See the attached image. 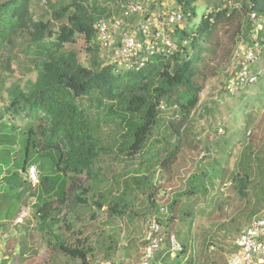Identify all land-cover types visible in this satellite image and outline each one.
Instances as JSON below:
<instances>
[{"label": "trees", "instance_id": "1", "mask_svg": "<svg viewBox=\"0 0 264 264\" xmlns=\"http://www.w3.org/2000/svg\"><path fill=\"white\" fill-rule=\"evenodd\" d=\"M41 1L38 6L33 0H0V63L13 74L12 63L20 52L33 64L29 72L35 73V79L22 86L13 82L3 88L4 82L0 84V93L7 95L0 110V190L4 198L0 207H5L0 209V222L17 220L23 200L34 198V231L49 251L45 264H56L58 259L67 264H98V252H116L114 232L119 221L138 215L133 212L135 190L147 192L150 214L157 216L160 227L162 216L171 213L181 197L186 195L188 200L198 190V185L192 186L185 195L172 197L161 212L157 205L160 187L153 179L157 170L166 172L178 159L185 126L208 77L209 61L221 46L219 32L235 24L236 40L246 44L226 78L242 70L238 63L248 54L260 48L264 51V0H215L212 7V0H174L175 8L186 17L172 34L176 50L150 57L139 71L117 70L99 49L94 23L97 16L111 13V6L120 15L117 0H93L89 7L83 5L87 0H45V5ZM46 6L42 12L41 7ZM251 14L260 20V30ZM77 36L84 39L89 54L86 65L79 62L72 47ZM263 58L264 54H258L249 69L254 71ZM260 81H264V72ZM222 87L229 96L246 89L231 94ZM170 109L171 118H162ZM162 126L165 136L159 135ZM109 154L123 165L110 183L96 167ZM32 164L39 173L36 188L22 176ZM202 176H192L189 184L194 180L201 183ZM202 179L204 186L208 174ZM231 180L237 199L258 201L247 210L256 215L264 202V150L245 143ZM90 203L96 211L104 208L100 240L85 235L83 229L73 230L80 212ZM182 215L193 222L194 214L187 211ZM238 217L232 216L225 225L236 224ZM165 221L170 231L161 230L166 238L155 261L195 264L188 242L190 230L184 234L174 231V216H166ZM225 225L220 228L229 233L230 227ZM63 228L72 236L66 237ZM146 234L147 228L144 246ZM172 236L181 244L174 260L169 256Z\"/></svg>", "mask_w": 264, "mask_h": 264}, {"label": "rangeland", "instance_id": "2", "mask_svg": "<svg viewBox=\"0 0 264 264\" xmlns=\"http://www.w3.org/2000/svg\"><path fill=\"white\" fill-rule=\"evenodd\" d=\"M33 1L35 4L39 2V0ZM56 1L69 3L71 0H50L51 3ZM214 1H211L210 7ZM230 1L233 2V0ZM47 6L41 7V11L46 10ZM235 30L234 24L219 32L221 46L217 55L209 61L208 77L199 96L198 105L185 126L182 149L178 159L166 172L157 170L153 179V183L160 187L158 194L167 192V197L159 200L161 205L170 203L172 197L176 195H185L190 187L198 185V190L196 189L188 200L186 195L181 197L172 212L169 214L167 212V215L162 216L163 224L161 225L162 231L167 234L170 231V225L168 221H165L166 216L168 218L174 216V231L184 234L190 230L191 239L188 242L192 245L190 254L194 256L195 264H225L229 254L234 250V243L240 231L252 218H243L245 213L240 214V211L251 210L255 202L256 205L258 203L254 199L251 201L237 199L233 189L234 180H231L245 143L252 142V146L257 150H264V81L233 96L221 90L227 74L233 70L234 63L240 60L239 56L244 53L246 45L241 40L239 42L236 40ZM72 47L79 62L86 65L89 54L85 49L84 39L77 36ZM32 66L31 61L19 52L17 61L12 63L13 74H9L0 63V84L4 82L3 88H7L13 82L22 86L27 80L33 81L35 73L29 72L33 70ZM255 69H264V58L255 64ZM6 102L7 95L1 92L0 110H3ZM172 114L171 109L167 110L162 118L170 119ZM219 129H221L220 132ZM164 130L165 127L162 126L159 135L165 136ZM115 156L109 154L96 164V167H100L101 176L109 183L112 176L122 172L123 168L122 164L113 161ZM204 173L208 174L209 179L203 186ZM192 176L196 178L202 176L201 183L198 184V181L194 180L190 185ZM34 201V198L24 199L19 208L17 220L0 224V264H45L49 258L47 246L42 243L34 231L36 224ZM203 205H207L210 211L205 212L206 216L201 217L197 213L203 211L200 208ZM151 208L147 201V192L135 190L133 212L138 215L132 218L126 216L119 221L114 232L118 238L116 252L109 255L105 251L98 252L95 262L98 264H137L144 246L146 221L153 211ZM187 211L194 214L192 223L189 217L182 215ZM260 213H264V202L257 214ZM93 215L95 217H92ZM231 215L241 216L238 217L236 224L227 225L230 227L227 233L220 228L219 224L222 221L226 222L223 225L229 224ZM181 217L184 218L181 220ZM104 220V208L96 211L95 206L90 203L80 212L73 230L83 229L85 235L100 240L101 223ZM236 228L238 229L234 230ZM62 232L68 238L72 236L71 231L64 228ZM175 241L180 244L176 238ZM54 261L56 264H67L64 259ZM170 263L171 261L166 264Z\"/></svg>", "mask_w": 264, "mask_h": 264}, {"label": "built area", "instance_id": "3", "mask_svg": "<svg viewBox=\"0 0 264 264\" xmlns=\"http://www.w3.org/2000/svg\"><path fill=\"white\" fill-rule=\"evenodd\" d=\"M92 2L93 0H87L83 5H91ZM41 4L45 5V0ZM116 5L121 10L120 15H116L111 6V13L97 16L93 26L101 54L109 65H115L117 70L139 71L145 67L150 57L167 56L176 50L172 34L175 27L186 18L180 9L161 5L156 0H117ZM250 17L256 19L254 14ZM256 20L257 30H260L262 25L259 19ZM252 38H255V34ZM260 53L264 54L261 48L242 59L244 63L242 60L238 63L242 65V70L226 78L222 89L234 94L243 87L255 84L261 73L253 72L249 66ZM25 179L32 187L38 184L39 174L35 165L27 168ZM166 193L158 194L157 198L162 200L167 197ZM163 211L165 209L161 208V212ZM146 228V245L137 264H156V256L163 250L166 237L155 214L148 216ZM235 246L236 251L228 256L226 264H263L264 215L256 216L250 221L236 239ZM180 251L181 245L171 237L170 258L174 259Z\"/></svg>", "mask_w": 264, "mask_h": 264}, {"label": "crops", "instance_id": "4", "mask_svg": "<svg viewBox=\"0 0 264 264\" xmlns=\"http://www.w3.org/2000/svg\"><path fill=\"white\" fill-rule=\"evenodd\" d=\"M157 2H159L161 5H165V6H168V7H171V8H174L175 7V3H174V0H156ZM173 1V2H172ZM105 3H107V0L105 1ZM3 122H7V119H4L3 120ZM0 187H1V181H0ZM1 195H2V191L0 190V203H1V201L2 200H4V198L3 197H1ZM208 202H209V200H208ZM5 203H6V201H5ZM4 203V204H5ZM202 203V202H201ZM210 203V202H209ZM5 207L4 206H2V207H0V209H4ZM200 208H202L203 209V211H200V212H198L197 213V215L198 216H201V217H203V216H206V215H204V213L205 212H208V211H210L209 209H207V205H203V206H201ZM247 211V210H246ZM246 211H244L243 213H245V214H243V218H249L250 216H254V215H252L250 212H252V211H249V212H246ZM210 214V213H209ZM208 214V215H209ZM19 215V213L17 214V216ZM231 216H233V215H231ZM241 216V215H240ZM1 223V222H0ZM223 221L222 222H220V227L223 225ZM248 224V223H247ZM224 226V225H223ZM226 227H227V225H225ZM247 226V225H246ZM229 228V227H228ZM238 229V228H237ZM222 230H224V231H226L225 229H223L222 228Z\"/></svg>", "mask_w": 264, "mask_h": 264}, {"label": "clouds", "instance_id": "5", "mask_svg": "<svg viewBox=\"0 0 264 264\" xmlns=\"http://www.w3.org/2000/svg\"><path fill=\"white\" fill-rule=\"evenodd\" d=\"M258 62V61H257ZM253 72H255V73H257V72H260L261 74H260V76H259V78H258V80H257V82L256 83H258V81H259V79H260V77L262 76V74H263V72H264V69H262V70H254ZM255 83V84H256ZM255 84H253V85H255ZM253 85H251V86H253ZM251 86H249V87H251ZM249 87H246V88H249ZM221 131V129H219V132ZM32 165H34V164H32ZM29 166H31V165H29ZM28 166V167H29ZM27 167V168H28ZM27 168H26V170H27ZM26 170L25 171H23V173H22V176H23V178L25 179V172H26ZM39 174V173H38ZM4 176V175H3ZM1 179L2 178H0V181H1ZM26 180V179H25ZM26 182H27V180H26ZM28 183V182H27ZM29 184V183H28ZM39 185V180H38V184L35 186V187H32L30 184H29V186L30 187H32V188H36L37 186ZM159 202V200H157V205L159 206V204L160 203H158ZM161 205V204H160ZM167 205V204H166ZM166 205H161V208H164V209H166ZM164 212V211H163ZM166 214H167V212H166ZM264 215V213H260V214H256V215H254L251 219H250V221L254 218V217H256V216H263ZM149 216V215H148ZM250 221H249V223H250ZM249 223L247 224V226L244 228V229H246L247 227H248V225H249ZM244 229H242L241 231H240V233L244 230ZM240 233H239V235H240ZM238 235V236H239ZM238 238V237H237ZM236 238V239H237ZM236 241V240H235ZM234 247H235V251H236V246H235V243H234ZM234 251H232L231 253H233ZM230 253V254H231ZM229 254V255H230ZM228 259V258H227ZM263 260H264V258H263ZM156 262V261H155ZM156 263H158V262H156ZM263 264H264V262H263Z\"/></svg>", "mask_w": 264, "mask_h": 264}]
</instances>
